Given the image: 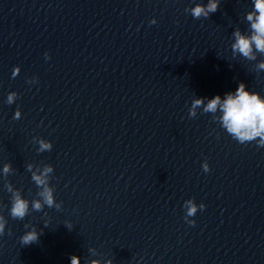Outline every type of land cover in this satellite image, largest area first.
Wrapping results in <instances>:
<instances>
[{
  "label": "clouds",
  "instance_id": "obj_1",
  "mask_svg": "<svg viewBox=\"0 0 264 264\" xmlns=\"http://www.w3.org/2000/svg\"><path fill=\"white\" fill-rule=\"evenodd\" d=\"M220 0H208L206 5L196 4L190 10L185 9L186 12L190 11V14L194 19L208 18L210 14L215 13L218 10ZM254 12L247 14V20L250 22L251 35L242 34L240 30H236L233 33L235 42L231 45L233 54L237 52L243 57L251 60H255L256 56L253 52V45L255 50L260 53H264V0H253ZM156 23V21H153ZM47 59L50 57L47 56ZM260 69H264V63L258 65ZM19 69L17 68V71ZM17 99V93L9 92L7 95V103L13 104ZM203 107L204 113L215 114L219 110L222 115L218 117L221 126L226 132L236 141L241 144H246L255 141L258 145L264 146V98H262L257 92L246 90V85L241 82L234 92H228L224 94L222 99L220 95H216L209 99L207 104H204L203 98H197L192 102V106L189 109V116H196V109ZM14 119L20 118V109L17 108L14 114ZM53 145L43 140L40 141L39 151L51 150ZM31 170V165L28 166ZM204 172H209V164L205 161L202 165ZM11 166L5 165L3 172L7 175ZM52 172V167L48 166L44 168L39 174H32V181L40 191L37 192L39 200L29 201L22 196L19 190H14L12 185L6 186L7 192L10 194V207L8 209L9 215L14 220H24L31 211H42L45 206L57 210L60 209L59 204H55L54 189L48 186V174ZM184 208L186 215L185 221L194 226L195 220H189V217L196 215L198 210H203L205 205L203 203L197 205L194 199H189L184 202ZM7 220L5 216L0 213V236L5 232ZM47 226V223L45 224ZM69 230L71 227L66 225ZM24 227L28 229L30 224H25ZM9 234H11L9 230ZM41 233L36 230L34 226H31L30 231H26L20 238L23 245H31L37 243L39 235ZM71 264H79V258L73 256ZM95 264V262H94ZM110 264V262H109Z\"/></svg>",
  "mask_w": 264,
  "mask_h": 264
}]
</instances>
